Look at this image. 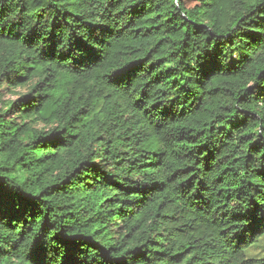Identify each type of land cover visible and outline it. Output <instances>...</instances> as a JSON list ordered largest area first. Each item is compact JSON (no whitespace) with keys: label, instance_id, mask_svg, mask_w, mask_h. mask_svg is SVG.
<instances>
[{"label":"trees","instance_id":"obj_1","mask_svg":"<svg viewBox=\"0 0 264 264\" xmlns=\"http://www.w3.org/2000/svg\"><path fill=\"white\" fill-rule=\"evenodd\" d=\"M261 239L264 0H0V264H264Z\"/></svg>","mask_w":264,"mask_h":264},{"label":"rangeland","instance_id":"obj_2","mask_svg":"<svg viewBox=\"0 0 264 264\" xmlns=\"http://www.w3.org/2000/svg\"><path fill=\"white\" fill-rule=\"evenodd\" d=\"M4 99H15L17 95L14 93H4ZM248 257L261 258L264 257V239L247 251Z\"/></svg>","mask_w":264,"mask_h":264}]
</instances>
